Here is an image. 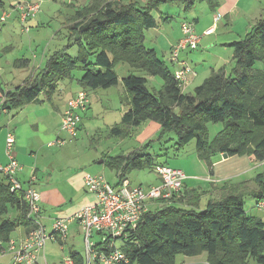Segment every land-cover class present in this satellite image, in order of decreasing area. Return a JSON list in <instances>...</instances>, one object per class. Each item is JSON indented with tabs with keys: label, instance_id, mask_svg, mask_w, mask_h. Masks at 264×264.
<instances>
[{
	"label": "trees",
	"instance_id": "trees-1",
	"mask_svg": "<svg viewBox=\"0 0 264 264\" xmlns=\"http://www.w3.org/2000/svg\"><path fill=\"white\" fill-rule=\"evenodd\" d=\"M167 1L88 0L83 5L71 4L75 11L67 21L70 40L78 46L77 55L56 51L36 77L12 89H3L0 113L21 108L41 93L53 94L57 82L76 68L84 71L78 80L82 89L89 92L110 88L119 83L116 65L126 62L161 76L164 83L161 89L151 91L143 76L129 74L123 78L129 106L121 122L111 128L113 135H129L144 121L156 120L161 125L160 135L151 140H162L167 133L174 132L177 146L183 147L196 139L197 154L210 167L213 157L220 153L247 155L263 162L264 67L255 66L257 61L264 62V18L258 21L253 37L248 34L245 39L228 44L234 49L230 71L225 67L214 69L194 93H187L156 49L145 45V29L159 24L152 11ZM170 1L180 3L186 10L203 1L212 11L220 5V0ZM29 61L19 58L15 64L20 67ZM209 122L223 123L213 141L207 136ZM143 149L146 147L129 154L106 156L104 164L115 169L119 179L133 169H155L158 164H166L156 162ZM7 180H0V236L4 239H9L20 226L35 225L24 189L12 190ZM256 181L260 187H249V180L228 181L220 197L210 198L204 204L203 193L196 189L189 190L184 197L174 194L168 200H158L160 205L146 211L138 226L123 239L121 249L128 260L119 264H176L180 254L196 255L203 251L208 252L210 264H250L251 259L264 264V220L249 215L245 208L247 195L253 196L256 203L264 199V174H259ZM10 209H16L15 216L4 218ZM70 254L75 264H86L84 254L76 250Z\"/></svg>",
	"mask_w": 264,
	"mask_h": 264
},
{
	"label": "rangeland",
	"instance_id": "rangeland-1",
	"mask_svg": "<svg viewBox=\"0 0 264 264\" xmlns=\"http://www.w3.org/2000/svg\"><path fill=\"white\" fill-rule=\"evenodd\" d=\"M13 1H16L15 4L17 2L29 4L35 0H4L6 8L2 10V14L4 10L10 14L4 20L5 29L0 40L4 36L11 39L14 48L10 52L15 57L30 59L31 72L33 67H36V71L40 73L44 62L56 51L65 50L67 54L77 55L78 46L70 40L67 21L68 17L74 14L73 6L76 5L74 0H41L39 11L25 22L21 20L20 10L11 5ZM228 8L230 9L226 11ZM216 11H212L205 1L198 2L186 10L180 3L168 0L161 3L159 9L155 8L152 11L159 20L158 26L145 29V45L156 49L163 63L175 73L179 66L171 61L170 47L183 35L182 22L195 21L199 18L198 24L195 21V29L210 28L211 24L215 23L213 12H216L217 27L210 34L211 36L203 37V31L197 30L196 33L202 36L198 48L181 52V58L185 57L184 60L196 72L195 75H190V85L188 84L184 89L187 93H194L196 87L203 84L214 69L218 70L221 67H225L227 71L232 69L234 49L228 44L234 40L245 39L248 34L250 37L254 36L258 21L264 18V0H220ZM229 11L230 16H226ZM24 26L29 27L30 30L24 31ZM255 67L263 68L264 62L257 61ZM115 68L119 75L117 85L89 91L91 107L86 114L83 113V126L76 137L72 138L60 131L61 112L74 92L81 89L78 80L84 73L82 68L74 69L70 75L59 80L54 94H49L51 97L41 93L37 100L24 104L21 108L0 113V134L1 132L7 134L10 130L15 133L14 151L19 153L17 158L20 165L26 167L29 176L31 170L37 168V171L35 169L37 180L34 184L41 193L40 205L46 201L44 207L50 218L66 216L61 213L79 203L80 198L87 193L79 184L82 173L104 175L111 183L118 182L117 171L100 162L106 156L129 154L145 146L143 152L150 153L156 162H164L178 168L184 166L186 172L191 173L193 170L199 176L204 165L207 169L210 168L209 164L201 160L197 154L196 139L183 147L177 146L174 132L167 133L162 140H151L159 138L160 135L161 125L156 120L144 121L129 135H113L111 128L121 122L129 106L128 92L123 78L129 74L143 76L147 78V86L151 91L161 89L164 83L161 76L149 74L144 69L132 67L126 62H119ZM222 128V122H209L207 135L209 140L213 141ZM60 134L62 137H67L68 142L63 145L57 143L52 145L51 143ZM216 157L218 158L219 155ZM248 157L249 169L245 174L234 179L237 181L249 179V187H260L256 178L259 174H264V161L257 162ZM245 158L247 155L237 156L236 162L240 164ZM219 170L215 168L216 175ZM208 173L210 176L213 175L210 171ZM128 178L133 186H148L157 182L158 176L154 168L145 166L133 169L128 173ZM28 179L22 177L24 185H27ZM204 190L207 191L208 188ZM207 200L208 197L203 198L201 204ZM256 206V199L247 195L245 197L247 213L264 220V211ZM155 207L157 202L150 205V208ZM44 221L51 230L52 219H44ZM78 227L76 222L71 224L67 242L63 246L55 240L48 241L46 246L48 264H63L64 256L72 250L84 254V236ZM18 229L13 236L17 234ZM116 243L118 246L124 245L122 240ZM182 257L183 255L177 257L176 264H181ZM0 264L15 263L12 255H6L0 258Z\"/></svg>",
	"mask_w": 264,
	"mask_h": 264
},
{
	"label": "built area",
	"instance_id": "built-area-1",
	"mask_svg": "<svg viewBox=\"0 0 264 264\" xmlns=\"http://www.w3.org/2000/svg\"><path fill=\"white\" fill-rule=\"evenodd\" d=\"M40 5L41 0H35L29 4L17 2L15 7L20 10L22 22H25L39 11ZM9 14L4 10L1 21H4ZM216 21H218L217 17ZM24 30L28 31L30 28L24 26ZM182 31V37L172 45L170 53L171 61L179 66L175 72V78L178 85L185 89L190 83V75H195L196 72L186 60L181 59V52L197 49L202 36L196 33L193 21H183ZM214 31L215 28L212 26L204 31V35H210ZM90 105L89 92L81 88L67 101L62 112L60 131L72 138L76 137L83 121V113L89 109ZM68 140L60 134L51 144L63 145ZM15 143V134L10 131L6 137V154L9 161L7 165L0 164V171L9 178L12 190L24 189L30 216L35 223L25 237L4 239L0 236V258L12 255L15 264H38L42 257L43 263L48 264L46 256L48 241L55 240L63 246L68 239L73 222L80 225L84 236L86 264H119L128 260L125 252L116 242L123 241L128 233L138 226L152 203L160 199L168 200L174 194H179L186 178L181 168L168 164L156 166L155 171L161 180L158 184L148 186H133L128 177L119 179L118 183H111L104 175L87 174L85 188L96 195V202L84 205L70 216L56 217L52 223V229L49 230L41 219V193L33 184L37 178L36 174H32L27 188H24L17 178V172L22 166L14 155ZM257 207L264 211V199L257 203ZM99 243L102 245L99 246ZM63 264H75L70 253L64 256Z\"/></svg>",
	"mask_w": 264,
	"mask_h": 264
},
{
	"label": "crops",
	"instance_id": "crops-1",
	"mask_svg": "<svg viewBox=\"0 0 264 264\" xmlns=\"http://www.w3.org/2000/svg\"><path fill=\"white\" fill-rule=\"evenodd\" d=\"M74 1L76 2V5H83L82 2L85 4L88 0H74ZM15 2L13 1L11 3V5L15 6ZM237 2L238 1H235V3H237ZM5 8H6V6H5L4 0H0V9H1L0 10V36L2 35V32L5 29V27H4L5 26L4 25L5 22H1L2 10L5 9ZM229 9L230 8H228L226 11H228ZM216 12H213L214 18H215V23L211 24V27L213 26L215 29L217 27L216 26L217 25L216 24L217 23V21H216V17H217ZM226 16H230V11L227 12ZM195 21L198 24L199 23V18H196ZM206 29H208V28L205 27L203 30L196 29V31L197 30L199 32L203 31L202 34H203V37H204L205 36L204 35V31ZM209 36H211V35H209ZM225 45L227 46L226 42H225ZM171 47H170V51H171ZM13 48H14V44L12 43L11 39L5 38V36H4V38L2 40H0V106H1V104L3 102V100H4V98L2 97L3 89H6V90L12 89V88L16 87L19 84H23L27 79H29V78L32 79V78L36 77V75L38 74V71H36V67H33L34 69H32V72L30 71L31 61H29L27 64H23V66H20V67L15 64L16 58L19 59V58H24V57H15L12 54V52H10ZM8 52H10V53L8 54ZM184 58H181V59H184ZM12 68H15V69L12 70ZM29 71H30V74H29ZM75 92H74V94H75ZM33 101H35V100H33ZM66 104L67 103H65L63 108H62L63 110L65 109ZM63 110H62V112H63ZM62 112H61V115H62ZM82 124H83V121H82ZM82 124H81V128L83 126ZM10 131H8L7 134ZM7 134H6V132L5 133L1 132V134H0V164L3 165V166L7 165L8 161H9V158H8V156L6 154V137H7ZM15 137H16V135H15ZM18 154H17V152L14 151V155H15L16 158H17ZM218 155H219V157L217 158L216 156H218ZM218 155H215L213 157V161L214 162H213V165L209 169H207L205 167V165H204V168L202 169L200 176L195 174L193 170H192L191 173L190 172H186L184 170L185 169L184 166H179V168H181L186 174V178L184 180L183 189L179 193L180 196L184 197L185 196L184 194L186 192H188L189 190H192V189H196L199 192L203 193V197L202 198H205V197H208V199H210V198H218V197L221 196V194H222L224 188L226 187V184H227L228 181L231 180L230 181L231 183L241 181V180L237 181L236 179H234V177H237V176H240V175H243V174L246 173V171L249 169V157L247 156V158L243 159V161L239 164V163L236 162V160H238L236 158H237V156H240V155L228 156V155H225V154H222V153H220ZM17 160H18V158H17ZM102 162L104 163V160H102ZM238 162H240V161H238ZM216 167L220 169L218 171L217 175H216V171H215ZM35 169L37 171V168H35ZM35 169H34V171L31 170L30 176H31V174L35 173ZM20 170L21 171L19 173L17 172V178L22 183V186L24 188H27V186L30 184L31 178H30L29 174H27L28 171H26V167L25 166H23ZM208 171L213 173V175L210 176ZM86 175L87 174L83 175V173H82V177L81 176L79 177V184H81L80 187H83L84 190H86L87 193L80 198L81 200H79V203H77V204L71 206L70 208L66 209L61 214L66 215V216L72 215L73 213L78 211L80 208H82L84 205L96 202V200H97L96 195L94 193H92V192L87 191V189L85 188V184L84 183H85V176ZM157 176H158L157 182H154V183L149 184V185L158 184L160 182L161 178L159 177L158 174H157ZM22 177L29 178L28 181H27V185H24V183L22 182V180H21ZM197 177H199V178H197ZM6 178H7V175L0 171V180H5L6 182H8V180H7L8 178L7 179ZM36 180H37V178H36ZM36 180L33 181V182L35 183ZM118 182H119V180H118ZM118 182H116V183H118ZM205 188H208V190L207 191L204 190ZM45 202L46 201H44V204H45ZM44 204L43 205L41 204V219H42V222L45 223L44 219H52V223H53L55 218H50L48 216V213L46 212V208L44 207ZM159 205H160V203L157 202V206H159ZM16 212H17L16 209H10V212L4 218H13L15 216ZM1 220H2V218H0V221ZM73 223H75V222H73ZM45 224L47 225V223H45ZM20 227H18L19 229L17 228L18 232H17L16 235L13 236V233L15 232V230L12 232V234H11L12 236L11 237H15V238L25 237L27 235V233L32 229L33 226L30 225L28 227H25V226H20ZM79 227H80V225H79ZM79 227H78V230L81 231V229H79ZM180 255L182 256L183 254H180ZM180 255H178V256H180ZM46 256H47V254H46ZM43 261H44V258L42 257L39 260L38 264H42ZM181 264H210L208 252L207 251H203L202 253H199V254H196V255H183L182 260H181ZM250 264H257V263H256L255 260L251 259L250 260Z\"/></svg>",
	"mask_w": 264,
	"mask_h": 264
},
{
	"label": "water",
	"instance_id": "water-1",
	"mask_svg": "<svg viewBox=\"0 0 264 264\" xmlns=\"http://www.w3.org/2000/svg\"><path fill=\"white\" fill-rule=\"evenodd\" d=\"M100 162H102V160Z\"/></svg>",
	"mask_w": 264,
	"mask_h": 264
}]
</instances>
